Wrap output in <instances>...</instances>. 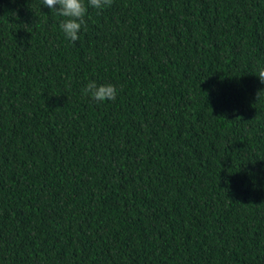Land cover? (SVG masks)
<instances>
[{"label":"trees","instance_id":"1","mask_svg":"<svg viewBox=\"0 0 264 264\" xmlns=\"http://www.w3.org/2000/svg\"><path fill=\"white\" fill-rule=\"evenodd\" d=\"M61 19L0 0V264H264V0Z\"/></svg>","mask_w":264,"mask_h":264},{"label":"clouds","instance_id":"2","mask_svg":"<svg viewBox=\"0 0 264 264\" xmlns=\"http://www.w3.org/2000/svg\"><path fill=\"white\" fill-rule=\"evenodd\" d=\"M42 7L46 6L62 19L59 22L63 35L71 41L79 39L88 8L102 10L108 0H40ZM261 83H264V67L255 73ZM82 93L94 102L114 100L118 95V88L111 81L89 79L81 89Z\"/></svg>","mask_w":264,"mask_h":264}]
</instances>
